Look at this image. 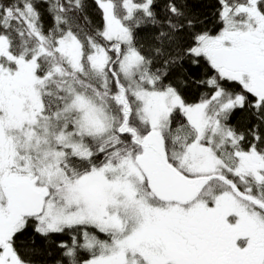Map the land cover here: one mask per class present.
<instances>
[{
  "label": "snow or ice",
  "instance_id": "obj_1",
  "mask_svg": "<svg viewBox=\"0 0 264 264\" xmlns=\"http://www.w3.org/2000/svg\"><path fill=\"white\" fill-rule=\"evenodd\" d=\"M0 264H264V0H0Z\"/></svg>",
  "mask_w": 264,
  "mask_h": 264
},
{
  "label": "trees",
  "instance_id": "obj_2",
  "mask_svg": "<svg viewBox=\"0 0 264 264\" xmlns=\"http://www.w3.org/2000/svg\"><path fill=\"white\" fill-rule=\"evenodd\" d=\"M93 18L95 19V16H93Z\"/></svg>",
  "mask_w": 264,
  "mask_h": 264
}]
</instances>
